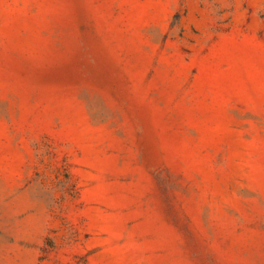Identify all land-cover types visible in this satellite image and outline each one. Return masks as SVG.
Here are the masks:
<instances>
[{
    "label": "rangeland",
    "instance_id": "1",
    "mask_svg": "<svg viewBox=\"0 0 264 264\" xmlns=\"http://www.w3.org/2000/svg\"><path fill=\"white\" fill-rule=\"evenodd\" d=\"M0 264H264V0H0Z\"/></svg>",
    "mask_w": 264,
    "mask_h": 264
}]
</instances>
